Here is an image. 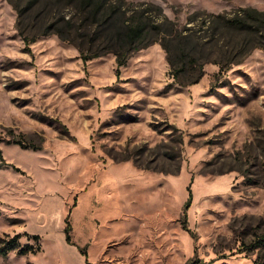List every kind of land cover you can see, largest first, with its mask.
<instances>
[{
	"label": "rangeland",
	"instance_id": "1",
	"mask_svg": "<svg viewBox=\"0 0 264 264\" xmlns=\"http://www.w3.org/2000/svg\"><path fill=\"white\" fill-rule=\"evenodd\" d=\"M108 1L154 30L118 74L108 37L26 45L13 3L28 35L41 8L0 0V237L40 248L0 264H264V0Z\"/></svg>",
	"mask_w": 264,
	"mask_h": 264
},
{
	"label": "trees",
	"instance_id": "2",
	"mask_svg": "<svg viewBox=\"0 0 264 264\" xmlns=\"http://www.w3.org/2000/svg\"><path fill=\"white\" fill-rule=\"evenodd\" d=\"M62 1L64 0H29V5H33L31 8L37 6L41 8L42 11L41 15L36 14L33 17L35 24L39 23L38 25L40 27L35 33L29 35L24 25L25 17H27L25 11L28 9L22 8L17 2L13 3L18 15L17 29L26 45H29V43L40 36L55 34L61 40L78 46L82 58L84 61H87L105 53V51H102L98 47L93 51V46H91V44L99 40L101 38L100 35L106 36L110 39V43H113V46L118 49L114 51L117 56L118 74L121 66L127 64V59L133 51L140 49V47L147 45L153 40L150 35L154 30L142 15L137 16L136 14H132L126 18V12L122 11L121 6L110 4L108 0H70L78 7V13L81 15V22H79L80 19H76L73 16L66 17L57 15L56 17L50 18L48 11L50 9L53 11L52 7L54 6L59 7ZM250 11L258 14V17H255L256 21L264 23V10L260 11L254 8L250 9ZM228 23L229 29L239 34L244 33V31H247V28L250 27L247 24V20L243 21V19L229 18ZM94 25H96V27ZM90 34L91 38L89 37ZM85 43L89 45L85 46ZM87 50L92 52L88 54ZM187 58L188 56L184 57V54H181L180 61L178 62L172 60L170 57L174 74L176 73V78L181 81V75L198 72V76L188 82L196 83L202 73V69L196 66L195 61L187 60ZM15 138L16 137H14L11 142L21 143L25 147L29 146L23 143L22 136L19 140ZM20 237V234L0 237V253L7 256L11 251L16 250L19 255H26L28 253H36L40 250L39 246L33 244L22 246ZM32 238L38 241L40 236L33 235ZM66 239L69 242L71 241L70 228L66 230ZM250 247H252V250L258 247H264V234L256 238ZM211 263L212 261L196 258L187 264ZM257 263L256 261V264Z\"/></svg>",
	"mask_w": 264,
	"mask_h": 264
}]
</instances>
